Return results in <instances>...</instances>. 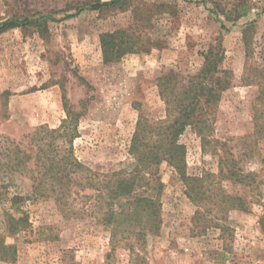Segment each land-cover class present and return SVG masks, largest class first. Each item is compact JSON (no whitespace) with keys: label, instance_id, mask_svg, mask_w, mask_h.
I'll use <instances>...</instances> for the list:
<instances>
[{"label":"rangeland","instance_id":"obj_1","mask_svg":"<svg viewBox=\"0 0 264 264\" xmlns=\"http://www.w3.org/2000/svg\"><path fill=\"white\" fill-rule=\"evenodd\" d=\"M97 1L111 0H0V23L38 14L57 19L40 30L16 28L0 35V136L25 147L38 127L57 128L65 118L64 95L82 113L79 136L73 142L75 157L98 175L127 169L131 163L127 150L139 116L151 122L165 118L158 79L173 73L196 74L209 45L221 42V68L227 72L229 86L208 109L210 140L226 143L234 153L250 151L251 158L241 163L244 170L264 169V141L254 146L251 137L253 113L261 105L259 87L252 81L264 84V0H252L253 11L235 23L218 21L208 11L210 4L201 0H126L121 9L84 10L64 18ZM161 4L164 7H156ZM249 22L254 25L253 52L247 57L242 31ZM118 29L135 32L153 44L146 52L105 63L100 35ZM5 143L0 139V154ZM180 143L186 147L189 175L217 173L216 142L203 148L196 132L187 128ZM156 173L163 184L161 225L156 236L147 238L141 258L123 244L111 246L109 231L97 222L99 214L92 208L65 217V209L53 199L35 198L26 176L0 179V186H7V200L14 195L22 200L19 205L30 223L25 233L5 235L3 213L11 204L0 205V235L17 249L16 261L0 264H264V232L259 223L264 184L257 196L260 202L255 203L252 193L225 183L229 192L244 193L253 202L248 212H229V233L219 237L214 228L198 234L196 208L185 197L174 170L162 163ZM82 201L76 198L75 211L79 212Z\"/></svg>","mask_w":264,"mask_h":264},{"label":"trees","instance_id":"obj_2","mask_svg":"<svg viewBox=\"0 0 264 264\" xmlns=\"http://www.w3.org/2000/svg\"><path fill=\"white\" fill-rule=\"evenodd\" d=\"M201 2L210 4L208 11L218 21L222 19L229 23L247 17L254 8L252 0ZM125 3L126 0L86 3L64 18H72L84 10L107 7L121 9ZM48 21L57 19L43 14L23 20L7 19L0 23V35L16 28L34 27L40 30ZM253 27V22L243 26L242 44L247 57L253 52ZM222 28L226 27L222 25ZM99 42L105 63L117 62L126 54L146 52L147 46L153 44L150 39H143L135 32L121 29L101 34ZM202 57V66L196 74L182 77L173 73L158 79L159 95L165 105V118L151 122L139 116L127 150L131 160L129 168L98 175L75 157L73 142L79 136L78 125L82 113L76 111L63 95L65 118L57 128L38 127L28 136L29 144L25 147L0 136L6 142L0 154L5 160L0 162V179L14 174L26 176L31 182V192L35 198L53 199L65 209V217L88 212L92 208L99 214L97 222L109 231L111 246L123 244L131 255L138 257L140 253L145 254L147 238L156 236L160 230L163 184L157 176L156 168L166 163L178 175L185 197L196 208L194 218L200 224L198 234L214 228L219 230V237H224L230 230L227 224L229 212H248L253 202L251 200L260 202L257 196L264 184V177L260 176L264 174V169L244 170L241 163L245 157L251 158L250 151L242 149L234 153L226 143L210 140L208 109L220 100L221 92L228 88L229 82L226 70L221 68L224 58L221 42L209 45ZM252 82L259 87L258 98L261 100L260 107L255 108L253 113L254 132L251 137L255 138V146L257 141H264V84L260 86ZM187 128L196 132L203 148L210 142L218 144V148L213 151L218 158L217 173H187L186 147L180 143V137ZM239 140L246 142L247 138ZM261 162L264 165V159ZM225 183L239 186L244 193H252L254 199H246L244 193L229 192L225 189ZM6 187L4 183L0 186V205L6 202L11 205L3 213V232L9 237H15L27 232L30 223L28 213L19 205V201H22L17 198L19 196L6 199ZM76 198L84 199L79 212L73 208ZM262 208L263 215L259 223L264 232V205ZM16 259L15 245L6 244L4 236L0 235V262L12 263Z\"/></svg>","mask_w":264,"mask_h":264}]
</instances>
